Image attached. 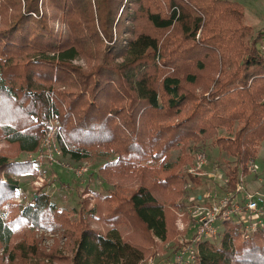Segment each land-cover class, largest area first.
I'll return each instance as SVG.
<instances>
[{"label":"trees","instance_id":"1","mask_svg":"<svg viewBox=\"0 0 264 264\" xmlns=\"http://www.w3.org/2000/svg\"><path fill=\"white\" fill-rule=\"evenodd\" d=\"M52 117L63 156L104 157L112 188L79 211L43 190L21 208L33 229L72 238V256L58 240L49 251L26 234L13 243L0 213V264H140L155 239L174 238L175 209L204 182L181 171L195 151L212 143L232 158L221 166L231 188L257 161L264 28L254 34L232 0H0V135L13 156L35 152ZM10 157L0 152V206L32 166ZM223 229L194 264H264V227L248 239L235 222Z\"/></svg>","mask_w":264,"mask_h":264},{"label":"rangeland","instance_id":"2","mask_svg":"<svg viewBox=\"0 0 264 264\" xmlns=\"http://www.w3.org/2000/svg\"><path fill=\"white\" fill-rule=\"evenodd\" d=\"M240 3L244 8V22L253 27L254 34H256L260 29L264 28V0H232ZM208 151V164L204 168L205 171L214 170L216 166L219 168L227 166L232 161L226 153H220L219 149L215 147L212 143L207 145ZM0 152L7 153L11 155L10 159H16L19 161H26L27 154L21 153L18 156H13L14 150L13 145L8 144L7 141L0 135ZM180 151L175 150L172 152V160H177L180 156ZM258 159H264V141L262 142L259 154L257 158V164L260 170L263 171V165L258 162ZM106 159L99 155H92L89 159L76 162L68 156H63L59 160V164L55 163L52 166H47L45 171H42L46 181L43 186L39 187L36 184V179L38 171H36L33 166L29 167L28 171H24L20 175L16 176L15 179L19 182L20 187L23 189L24 193L21 197L23 199L22 203L16 202L17 194L14 195L10 201L4 203L0 206V213L4 215L5 221L13 227L15 235L13 237V243L21 241L25 236H34L39 240V245L49 251L56 240H58L63 247V251L66 256H72L74 243L72 238L64 236L62 231H56V234L46 233L40 231V228L33 229L27 220H25L21 215L20 211L24 202L31 200L33 195L40 190L49 192L53 197L54 203H56L61 209L67 211H79L83 207V201L90 197V206L94 203V198L86 195L89 191H99L107 192L112 185L108 184L104 178L101 177L99 170L102 164H104ZM83 162H87L89 167V172L82 178H78L74 172L75 168L81 167ZM232 163V162H231ZM191 163L190 165H192ZM184 166L181 171L185 172L188 167ZM191 167V166H190ZM223 169V168H221ZM224 170V169H223ZM250 179V180H249ZM204 181V180H203ZM207 186L197 187L196 185L190 188L189 195H196L198 192L203 193L207 191L219 192L221 191L214 187L212 182L206 181ZM248 189H258L261 190L262 187L258 184L257 180L253 177H249L246 180ZM188 197H183L185 200ZM182 207V206H180ZM178 209H175L176 214V228L177 233L169 241H160L155 239L156 243L151 247V253L145 258L142 264H176L173 260L177 251L189 243L192 239L195 229V224L193 219L189 216L187 212L180 215ZM77 217V215L75 216ZM93 225L101 227V223H93ZM26 234V235H25ZM25 235V236H24ZM221 237L216 241H220ZM219 243V242H218ZM0 255H6L8 257V252L0 247ZM6 259V258H5ZM7 260V259H6ZM5 260V262H6ZM196 263V262H195ZM59 264V263H56ZM62 264V263H61ZM65 264V263H63Z\"/></svg>","mask_w":264,"mask_h":264},{"label":"built area","instance_id":"3","mask_svg":"<svg viewBox=\"0 0 264 264\" xmlns=\"http://www.w3.org/2000/svg\"><path fill=\"white\" fill-rule=\"evenodd\" d=\"M61 127L62 123L59 118L52 117L46 120L43 123V136L39 148L35 152L27 154L26 160L30 161L33 168L38 171L39 175L35 182L39 187L43 186L46 181V176L42 171H45L47 166L59 164V160L63 157L59 143ZM83 163L81 167L74 170L78 178H82L90 170L87 162ZM192 163L185 173L204 179V182L197 187L202 189L207 186L206 181H208L212 182L221 193L198 192L196 195L187 196L184 205L179 207L178 213L183 215L184 212H187L194 221L195 229L189 243L177 251L173 260L176 264H194L199 257V244L206 241L216 242L221 237L225 222L232 221L240 224L243 239L251 238L255 232L264 227V188L261 190L248 189L246 183L249 177H253L258 184L264 187V169L260 170L257 161L248 163L247 172H240L233 188L230 186L226 171L221 167L216 166L214 170L208 172L204 170L208 164L206 151L202 149L195 151ZM93 192L95 191H89L86 195L93 196ZM23 193L24 191L20 187L17 191L16 202H23L21 198ZM46 193L52 199L53 196L49 192ZM30 202L31 200L24 202L25 206ZM40 231L56 234L55 231L46 228H40Z\"/></svg>","mask_w":264,"mask_h":264},{"label":"crops","instance_id":"4","mask_svg":"<svg viewBox=\"0 0 264 264\" xmlns=\"http://www.w3.org/2000/svg\"><path fill=\"white\" fill-rule=\"evenodd\" d=\"M258 162L264 166V159L263 160L262 159H258Z\"/></svg>","mask_w":264,"mask_h":264}]
</instances>
